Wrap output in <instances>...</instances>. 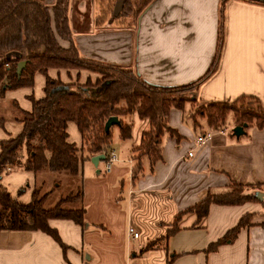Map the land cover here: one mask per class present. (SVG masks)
I'll return each mask as SVG.
<instances>
[{
    "label": "crops",
    "instance_id": "obj_1",
    "mask_svg": "<svg viewBox=\"0 0 264 264\" xmlns=\"http://www.w3.org/2000/svg\"><path fill=\"white\" fill-rule=\"evenodd\" d=\"M44 1L52 7L55 0ZM221 2L153 0L130 25L129 17H125L127 22H119L122 7L116 15L104 16L99 0H69L68 22L82 56L130 67L154 85L179 86L201 77L211 64ZM47 75L64 83H83L97 77L86 69L50 68ZM31 79L32 84L6 89L0 97V140L18 135L23 113L32 109L31 98L44 96L46 76L36 72ZM240 96H252L264 110V5L228 0L218 67L198 87L196 102L228 104ZM193 111L189 102L183 110L170 109L168 123L176 134L163 139L161 158L153 166L143 159L142 173L135 179L132 149L148 125V120L136 113L124 117L132 125L130 138L122 140L119 129L114 134L111 127V148L117 159L105 178H100L101 171L94 170L98 167L90 159L80 163L76 176L47 168L35 173L10 166L1 183L20 202H29L33 190L39 189L46 194L44 206L52 207L78 192L84 175L93 201L89 205L78 196L62 204L67 209H84V225L70 219L48 220L66 245L65 251L41 230H0V264H264L263 204H212L198 221L193 212H185L207 194L229 191L231 180L261 184L259 191L264 192V128L246 125L243 134L236 137L230 122L215 129ZM66 131L68 141L80 153L82 137L77 125L68 122ZM206 132L210 138L196 145V137ZM190 150L192 156L187 155ZM100 163L103 161L98 166ZM181 212L178 229L167 239L166 249L140 252L149 240L165 234ZM247 213L256 215L232 241L215 251H205ZM130 227L139 234L137 238L128 234ZM113 233H117L121 252L117 257H101L99 241Z\"/></svg>",
    "mask_w": 264,
    "mask_h": 264
},
{
    "label": "trees",
    "instance_id": "obj_2",
    "mask_svg": "<svg viewBox=\"0 0 264 264\" xmlns=\"http://www.w3.org/2000/svg\"><path fill=\"white\" fill-rule=\"evenodd\" d=\"M68 1L55 0L50 7L44 0H0V97L6 89L32 84L31 76L36 72L46 76L44 96L31 98L32 109L23 113L21 132L15 137L0 140V230H41L58 242L64 251L66 245L57 230L49 226L48 220L70 219L84 225V209L62 207L64 202L78 198L80 192L70 193L47 208L44 206L46 194L34 189L31 200L23 203L13 197L1 183L2 174L10 166H22L35 173L47 168L52 172H67L76 176L81 162L96 154H106L111 148L112 132L111 127L105 132L106 120L110 116L119 118V137L125 140L131 136L132 125L124 117L133 113L146 118L148 125L142 132L140 143L132 149V178L141 175L144 158L153 166L161 158L163 139L167 135L176 134L168 123L170 109L183 110L188 101L193 102L192 94L217 70L225 41V4L228 0H222L218 11L216 46L211 64L201 77L179 86L154 85L130 67L111 65L82 56L72 38L68 22ZM152 1L124 0L120 24L125 23V17H129L130 25L135 24ZM242 1L264 5L251 0ZM104 8H107V4L102 6L103 10ZM10 51L19 52L21 57L7 59L5 56ZM21 60H25L26 65L18 76L16 65ZM50 68L86 69L97 73V77L94 81L87 79L83 83H64L47 75ZM186 91H190V96H186ZM243 97H238V100ZM204 106L213 109L206 113L200 112V116L206 118L212 128L224 126L228 113H233L236 117V126L246 123L264 128V110L260 108H237L233 104L224 103H207ZM70 121L77 125L82 137L80 153L68 141L66 128ZM260 186L261 184L246 185L231 180L229 191L207 194L185 212H193L198 221L207 215L212 204H263L255 195L256 191L261 190ZM182 214L183 212L176 214L170 222L172 227L160 237L149 240L141 247L140 252L166 249L167 239L178 229L177 223ZM255 215L256 213L243 215L235 226L211 242L205 251H215L222 243L232 241ZM261 224L264 225V220Z\"/></svg>",
    "mask_w": 264,
    "mask_h": 264
},
{
    "label": "rangeland",
    "instance_id": "obj_3",
    "mask_svg": "<svg viewBox=\"0 0 264 264\" xmlns=\"http://www.w3.org/2000/svg\"><path fill=\"white\" fill-rule=\"evenodd\" d=\"M101 1H102L101 3H103L102 6L107 4V8L106 9L104 8V10L102 9V11H103L102 13L104 15H107V14L116 15L120 11L122 4H123V0H101ZM119 22H120V20H119ZM125 22H127V21H125ZM186 96H190V91H186ZM191 98L194 99V101L193 102L188 101V102H189L191 108L194 110L193 112L196 116H200V112H205V113L208 112V110L210 108L204 106L205 104H198L196 102L197 101L196 100V93H193ZM232 104H233V106H235L237 108H240V107L248 108V109L260 108L261 110H263L262 107L260 106V103L256 99L250 98V96H244L242 99H239V100L237 98L234 101L228 103L227 105H232ZM249 104H251V105H249ZM210 110L212 111L213 109H210ZM251 121L255 123L254 120H251ZM228 122H230L229 126L231 127V132H233L234 127H235L234 125L237 123L236 117L233 115V113H228L227 120H226L225 124L226 123L228 124ZM117 130H118L117 125H114L113 126L114 134L117 133ZM94 170L95 171L96 170L101 171V173L99 174L101 179L107 177V172L104 171V164L103 163H100L98 168L97 169L95 168ZM90 191H91V185L88 182L87 176L84 175V178H80V180H79V192H80V197L84 200V203L89 204V205H91V203L93 201V198H90V196H89ZM74 193H76V191H74ZM96 199H99V198H94L95 201H96ZM102 199L104 200V196L102 197ZM120 228H121V226H120ZM99 242L101 244H105V246L108 247V248L103 247L101 244H100V246H97V247H99V249L101 248L100 250L98 249V253L101 257H117L119 255V253L121 252V249H119L120 243H119V238H117V233H113L112 237L106 236V237L102 238Z\"/></svg>",
    "mask_w": 264,
    "mask_h": 264
},
{
    "label": "water",
    "instance_id": "obj_4",
    "mask_svg": "<svg viewBox=\"0 0 264 264\" xmlns=\"http://www.w3.org/2000/svg\"><path fill=\"white\" fill-rule=\"evenodd\" d=\"M251 1H256V2H262L264 3V0H251ZM7 59H10L12 57H15V58H20L21 57V54L17 51H10L6 54L5 56ZM26 65V61L25 60H21L17 63L16 65V74L18 76L21 75V72L22 70L24 69ZM120 124V120L117 116H110L105 124H104V129H105V132H108L110 127L114 126V125H119ZM246 126V123H244L243 125H237L234 127V130H233V135H235L236 137H239L241 134H243V127ZM105 158L104 154H96V155H93L91 158H90V161L93 163V165L95 167H98V163L100 161H103ZM97 172H99V170H97ZM257 199L259 201H261L263 204H264V192L263 191H256L255 193Z\"/></svg>",
    "mask_w": 264,
    "mask_h": 264
},
{
    "label": "built area",
    "instance_id": "obj_5",
    "mask_svg": "<svg viewBox=\"0 0 264 264\" xmlns=\"http://www.w3.org/2000/svg\"><path fill=\"white\" fill-rule=\"evenodd\" d=\"M211 134L210 132H206L204 134H200L196 137L195 139V143L196 145L200 146L202 145L206 140H208L210 138ZM188 156H192L193 155V150H190L188 153H187ZM105 158L103 160V164H104V171L105 172H110L111 168H112V165L113 163L116 161L117 159V156H116V151L115 149L113 148H109L107 150V153L104 154ZM128 234L130 236H132V238H137L138 237V233L133 231V228H129L128 229Z\"/></svg>",
    "mask_w": 264,
    "mask_h": 264
},
{
    "label": "flooded vegetation",
    "instance_id": "obj_6",
    "mask_svg": "<svg viewBox=\"0 0 264 264\" xmlns=\"http://www.w3.org/2000/svg\"><path fill=\"white\" fill-rule=\"evenodd\" d=\"M124 1V0H123Z\"/></svg>",
    "mask_w": 264,
    "mask_h": 264
}]
</instances>
